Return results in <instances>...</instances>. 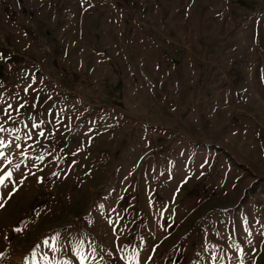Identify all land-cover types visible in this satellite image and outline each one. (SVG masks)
Listing matches in <instances>:
<instances>
[{
    "label": "rangeland",
    "instance_id": "rangeland-1",
    "mask_svg": "<svg viewBox=\"0 0 264 264\" xmlns=\"http://www.w3.org/2000/svg\"><path fill=\"white\" fill-rule=\"evenodd\" d=\"M0 264H264V0H0Z\"/></svg>",
    "mask_w": 264,
    "mask_h": 264
},
{
    "label": "snow or ice",
    "instance_id": "snow-or-ice-1",
    "mask_svg": "<svg viewBox=\"0 0 264 264\" xmlns=\"http://www.w3.org/2000/svg\"><path fill=\"white\" fill-rule=\"evenodd\" d=\"M0 155H3L2 153H0ZM12 176V173L10 172H6L3 176H0V185H2L6 180L10 179ZM0 207H3V205H0ZM77 255L80 256L81 259V264H83L85 257L82 253L78 252Z\"/></svg>",
    "mask_w": 264,
    "mask_h": 264
}]
</instances>
